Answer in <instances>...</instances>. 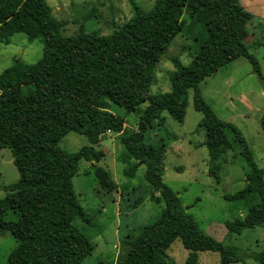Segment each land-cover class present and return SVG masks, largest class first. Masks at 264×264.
Returning <instances> with one entry per match:
<instances>
[{
	"label": "trees",
	"instance_id": "16d2710c",
	"mask_svg": "<svg viewBox=\"0 0 264 264\" xmlns=\"http://www.w3.org/2000/svg\"><path fill=\"white\" fill-rule=\"evenodd\" d=\"M238 1L156 0L147 12L134 5L133 17L110 34L80 30L62 36L63 23L53 17L46 0H0V43L8 44L11 36L23 33L44 44L35 64L14 59L0 73V150L10 151L19 174L16 182L2 186L5 197L0 199V231H8L16 241L8 264H81L92 253V243L76 224L89 220L72 178L80 161L89 162L100 188L116 190L110 173L97 164L103 157L97 146L109 133L123 145L126 174L133 176L144 165L149 198L164 204L157 220L124 237L116 264H172L167 249L176 239L187 251L185 264H198L202 252L218 253L220 264L246 258L264 264V249L239 253L199 228L163 181V146L155 148L145 141V133L162 124V112L178 123L184 121L191 90L193 107L202 114L199 127L205 134L209 174L217 176L218 160L229 150L238 149L247 166V182L234 195L249 202L247 212L243 219L226 223L228 232L239 234L264 223V168L253 161L243 134L217 117L200 90L201 82L239 57L247 59L264 81L243 42L252 15ZM185 9L188 26L202 24L196 52L187 66L175 61L168 92L150 95L160 57L183 30ZM105 103L138 112L137 129L128 128ZM260 125L264 131V113ZM70 132L83 135L88 144L74 153L62 150L58 144ZM9 211L16 220H5Z\"/></svg>",
	"mask_w": 264,
	"mask_h": 264
},
{
	"label": "rangeland",
	"instance_id": "374dc122",
	"mask_svg": "<svg viewBox=\"0 0 264 264\" xmlns=\"http://www.w3.org/2000/svg\"><path fill=\"white\" fill-rule=\"evenodd\" d=\"M155 1L46 0L53 17L63 23L62 36H71L80 30L110 34L133 17L134 5L147 12ZM238 4L252 15L243 42L256 58L264 77V0H239ZM181 19L184 22L183 30L160 57L149 87L150 95L168 92L171 76L176 70L175 61L187 66L196 52L202 24L195 22L187 25L190 21L188 9L183 10ZM43 47L41 39L29 40L23 33L14 34L8 44L0 43V73L14 59L28 65L35 64L42 57ZM200 90L202 98L217 117L232 123L243 134L253 161L258 168H264V131L260 125L264 113V81L260 80L249 61L244 57L231 61L201 82ZM147 104L142 103L138 107L139 112ZM105 107L123 118L128 128L137 129L138 112L128 113L114 104L105 103ZM161 117L162 124L146 132L145 141L155 148L163 146L165 171L162 178L178 195L185 213L207 235L239 253L251 255L264 249V223L255 228H243L239 234L229 233L226 228L227 222L244 218L249 204L247 200L234 196L247 182V166L238 149L229 150L220 156L217 176L209 174L205 134L199 127L202 114L193 107L191 90L187 92L182 123L172 119L167 112H162ZM87 144L83 135L70 132L58 145L62 150L74 153ZM97 150L103 153L98 166L110 173L117 188L112 192L102 190L92 163L79 162L72 185L89 222L86 224L77 220L76 224L81 225L80 228L93 245L92 253L81 264H116L123 254L124 237L136 235L140 227L157 220L164 204L149 198L144 165L140 164L133 176L126 174L128 164L117 135L109 133L101 140ZM18 178L10 151L0 150V199L5 197L2 186L12 184ZM16 218L9 211L5 220ZM15 247L16 241L12 235L8 231H0V264H8L7 257ZM167 255L172 264H185L187 251L181 241L176 239L167 249ZM198 264H220L219 255L216 252L199 253ZM230 264L257 263L246 258L244 262Z\"/></svg>",
	"mask_w": 264,
	"mask_h": 264
},
{
	"label": "water",
	"instance_id": "95a60500",
	"mask_svg": "<svg viewBox=\"0 0 264 264\" xmlns=\"http://www.w3.org/2000/svg\"><path fill=\"white\" fill-rule=\"evenodd\" d=\"M105 137V136H104Z\"/></svg>",
	"mask_w": 264,
	"mask_h": 264
}]
</instances>
